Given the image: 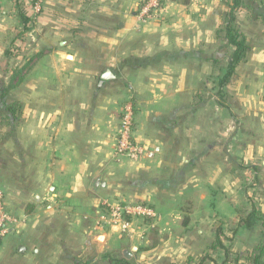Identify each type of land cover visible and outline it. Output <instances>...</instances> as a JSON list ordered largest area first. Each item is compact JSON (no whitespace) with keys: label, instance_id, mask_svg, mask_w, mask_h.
Instances as JSON below:
<instances>
[{"label":"crops","instance_id":"obj_1","mask_svg":"<svg viewBox=\"0 0 264 264\" xmlns=\"http://www.w3.org/2000/svg\"><path fill=\"white\" fill-rule=\"evenodd\" d=\"M227 1L170 0L159 17L140 24L135 11L140 0H44V9L51 14L42 21L51 22L52 40L60 48L39 58L35 81L20 86L25 91L20 98L24 106L35 107L34 118L25 120L29 124L25 129L34 128V136L25 133L20 143V186L37 193L32 194L34 201L23 205L15 186L7 188V163L0 156V188L9 210L23 219L1 243L0 264H184L201 246L199 237L187 235L203 232L188 219L181 227L185 235L181 240L149 242L146 235L143 239L122 235L116 240L118 233L100 227L103 240L96 247L85 237L86 231L81 232L85 241L71 240L77 239L76 228L61 226L55 203H104L109 197L146 203L159 214L162 225L157 236L162 239L169 232L163 218L179 220L190 202L197 209V200L210 201L209 179L215 176L203 161L215 155L217 138L222 139L224 162L233 153V141L243 138L236 152L246 180L249 173L253 177L255 199L264 217V34L258 36L260 49L248 54L226 86L233 85L234 91L227 93L218 128L221 116H202L196 99L203 23L214 29L216 16L223 18L228 12ZM0 3L6 9L2 26L17 24L16 0ZM196 9L205 15L196 14ZM159 54L161 58L155 59ZM128 58L137 64L128 60L129 66H124ZM131 74H139L131 84L138 102L134 134L146 152L126 167L113 161V145L127 91L124 75ZM237 76L240 82L234 83ZM29 89L34 94L27 95ZM232 121L237 123L235 133ZM231 173L230 167L224 170V180ZM7 189L14 194L10 200ZM252 228L242 225L241 230L249 233ZM258 240L243 244L247 253L240 264H251L253 250L264 249V242Z\"/></svg>","mask_w":264,"mask_h":264},{"label":"rangeland","instance_id":"obj_2","mask_svg":"<svg viewBox=\"0 0 264 264\" xmlns=\"http://www.w3.org/2000/svg\"><path fill=\"white\" fill-rule=\"evenodd\" d=\"M35 1L16 0L15 12L18 14L17 17H19L18 23L11 24V26L7 27L5 25L2 26V22H0V146L5 147V154H1L0 156H3L7 163V188L15 186V193L17 196L23 198V205L27 201H34L32 194L37 193L36 190L29 192L27 187L20 186V183H22V175L19 171V158L21 157L19 153L20 143L21 141L23 142L25 133L34 136V128H31V130L25 129L29 126L25 120L30 116L34 118L35 107L34 105L24 106L20 98L23 97L25 91H21L20 86L25 81H35L36 62L39 58L52 49L60 48L59 43L52 40L53 27L51 26V22L43 24L42 21L45 16L50 18L51 12L46 8L44 9V0H41V8L39 10L35 9ZM169 1L163 0L162 6L169 4ZM175 2L182 3L181 0H176ZM2 6L3 4L0 3V21L3 15L6 14V9ZM135 9L137 16L139 6ZM20 10L24 11L29 17L30 20L27 23L21 20L19 15ZM204 12L200 9L195 10L196 14L205 15L203 14ZM225 15L223 18L216 16L214 29L211 26L208 27L206 22L203 23L205 40L203 42L201 40L197 49L201 59L199 62L201 75L199 79L200 88L196 99H199L201 103L202 116L204 114L212 117L213 114H216L218 115L216 116L217 119L221 116L220 121L217 120V128L219 123L223 122L222 118L226 110L224 109V102L227 98V93L234 91L232 85L230 88L225 87L222 93H220L218 92L219 87L217 84V76L225 71L232 52V47L227 45L224 36L225 32L223 31ZM137 23L139 22L137 21ZM237 26L240 34L250 46L249 53L252 50L260 49L257 41L258 36L261 33L264 34V0H246L243 7L237 13ZM128 60L136 62L135 64H137L136 59L128 58L123 60L124 66H129L127 63ZM161 76L163 77V74ZM124 77L123 82L127 91L121 103V110L130 98L136 103V107L138 106L136 93L131 84L139 78V74L124 75ZM235 79L234 83L240 82L239 76ZM31 90L29 89L27 95L30 93L34 94V91ZM231 127L232 132L235 133L237 123L232 121ZM241 140L243 138L233 141V153L230 158L226 156V162H224L222 139H216L218 146L215 155L209 154L205 158V161H203L205 169H208L211 175L213 174L215 176L214 179H209V193H212V195H209L210 201L200 202L197 200L194 203L197 209H193V202H190V206H185L184 214L179 220L175 218H163V227L168 228L166 231L169 232H166L162 239L157 236L161 224L160 219H139L135 222L139 230L145 231L146 239L149 242L181 240L185 237L181 232V227L187 219L188 221L190 220V224L203 229V232L199 235H187L188 237H199L198 241L201 246L194 254L197 263L201 259H204L203 264H240V260L245 259L247 253L243 249L244 243L250 242L253 244L258 239H260L261 243L264 242V226L262 222L255 224L249 233L241 230L243 224L240 221L250 209L249 204L245 200L253 196L255 191L252 186L254 185L253 177L249 173V180H246L243 161H241L238 155V147L241 144ZM236 150L238 151L236 152ZM212 156L213 158L211 159ZM30 157L34 161V153L30 154ZM113 159L116 164H123L126 167L130 166L133 162L126 157L118 158L114 155ZM229 167L232 172L231 177L225 175L224 180L223 171L229 169ZM8 190L12 191V189H7V199L10 200V197L12 198L14 194L13 192H11L12 195L8 194ZM50 192H53V190H50ZM50 192L46 191L47 194ZM199 196L201 198V194ZM108 199L114 201L116 198L111 199L109 197ZM11 202L12 204L15 203L12 200ZM102 203L58 201L55 203L56 211L54 213H57V217L60 218L62 227L74 226L76 228L77 239L73 238L71 240L77 243L85 241L83 238L85 235L82 237L81 232L86 231L89 236L87 235L85 237H90L87 239L96 245L103 240L99 237L102 231H98L100 228L98 225L100 215L104 212V205ZM203 206H209L210 208L204 209ZM191 207L193 210H191ZM190 212L192 213L191 216H189ZM172 228L174 229L171 230ZM67 236V234L64 235V238L66 239ZM118 236L121 237L122 235L116 234L113 239H119ZM219 240L223 242L227 251L221 247H217L216 249L212 248ZM259 252L260 248L254 249L250 255L251 259ZM105 253L109 252L107 251Z\"/></svg>","mask_w":264,"mask_h":264},{"label":"built area","instance_id":"obj_3","mask_svg":"<svg viewBox=\"0 0 264 264\" xmlns=\"http://www.w3.org/2000/svg\"><path fill=\"white\" fill-rule=\"evenodd\" d=\"M163 0H140L137 21L142 24L154 19L162 8ZM41 0L35 1V9L39 10ZM136 103L132 99L123 105L120 123L115 135L113 154L115 157H126L137 161L146 152L144 144L135 138ZM104 212L98 222L99 227H108L114 233L130 238H145V231L139 230L135 222L139 219L154 220L159 217L156 209L146 203L105 201ZM23 219L7 207L5 192L0 188V245Z\"/></svg>","mask_w":264,"mask_h":264},{"label":"trees","instance_id":"obj_4","mask_svg":"<svg viewBox=\"0 0 264 264\" xmlns=\"http://www.w3.org/2000/svg\"><path fill=\"white\" fill-rule=\"evenodd\" d=\"M176 1V0H174ZM246 0H228V12L226 13L224 17V28L223 31L225 32V39L227 41V45L232 47V52L230 55V58L227 62L226 69L223 73L218 74L217 76V84L219 87L220 93H222L223 89L229 84L232 77L235 74L237 66L243 62L250 50V46L247 43V41L242 37V35L239 32L238 26H237V13L238 11L243 7ZM182 3H188L189 0H181ZM19 15L21 17V20L24 23H27L30 19L27 16V14L20 10ZM170 57L174 58L175 54L173 53H167ZM162 55V54H161ZM160 54L156 56L155 59L159 60ZM149 59V58H148ZM153 60V58H150ZM149 59V60H150ZM219 93V94H220ZM255 195L248 198V203L250 205L249 211L242 217L241 223L243 226L251 228L258 222H262V225L264 226V217L261 213L258 203L255 199ZM217 247H221L223 249H226L225 245L222 241H217L212 248L216 249ZM264 256V249L263 247L260 248V252L254 256L252 259L253 264H263L262 259ZM204 259H201L200 261H196V258L189 257L187 261L184 264H203Z\"/></svg>","mask_w":264,"mask_h":264},{"label":"water","instance_id":"obj_5","mask_svg":"<svg viewBox=\"0 0 264 264\" xmlns=\"http://www.w3.org/2000/svg\"><path fill=\"white\" fill-rule=\"evenodd\" d=\"M21 249H25V247H24V246H21ZM125 256H126L127 258H130V257H131V253H130V252H126V253H125Z\"/></svg>","mask_w":264,"mask_h":264}]
</instances>
